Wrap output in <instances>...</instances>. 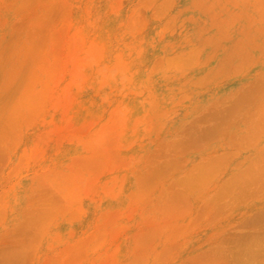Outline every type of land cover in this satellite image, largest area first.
Masks as SVG:
<instances>
[{"label":"rangeland","instance_id":"rangeland-1","mask_svg":"<svg viewBox=\"0 0 264 264\" xmlns=\"http://www.w3.org/2000/svg\"><path fill=\"white\" fill-rule=\"evenodd\" d=\"M0 264H264V0H0Z\"/></svg>","mask_w":264,"mask_h":264}]
</instances>
